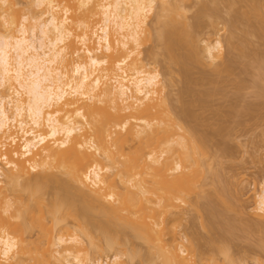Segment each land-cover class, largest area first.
<instances>
[{"label":"bare ground","instance_id":"bare-ground-1","mask_svg":"<svg viewBox=\"0 0 264 264\" xmlns=\"http://www.w3.org/2000/svg\"><path fill=\"white\" fill-rule=\"evenodd\" d=\"M16 1L0 0V264H235L225 233L211 230L212 210L239 206L209 172L204 135L141 58L151 38L153 60L202 62L184 0H30L25 13ZM209 1L234 13L230 29L264 36V0ZM230 33L241 54L247 41ZM222 41L204 47L207 60L221 57ZM220 63L216 74L233 71ZM260 186L251 211L264 221ZM187 205L204 207L213 253L192 232L177 236Z\"/></svg>","mask_w":264,"mask_h":264},{"label":"rangeland","instance_id":"rangeland-1","mask_svg":"<svg viewBox=\"0 0 264 264\" xmlns=\"http://www.w3.org/2000/svg\"><path fill=\"white\" fill-rule=\"evenodd\" d=\"M28 1L30 0L16 1L17 4L19 3L16 7L17 10L21 9L20 13L28 12V7H30L29 4L27 5ZM203 5L215 9L217 13L209 19L205 17L202 19L203 17L198 16L200 13L198 10H201ZM182 6L187 20L196 22L197 24H194L200 26L196 36L198 51L203 56L202 62L193 63L186 60V63L184 61V64H188L186 67L189 69L187 70L184 64L182 67L179 64L170 66L163 54H159L153 60L148 56V51L154 46V41L151 38L146 39L145 34V38L142 35L146 42L144 41L141 47V58L143 57V62L148 63L147 69L154 67L159 70L161 83L167 84L163 91L167 93L170 104L177 110L183 108L190 114L184 123H190L196 131L204 135L208 151V157L206 156L205 160H207L209 170L211 169L208 171L218 173L215 181L225 188L228 187L229 190H227L230 192L228 196L232 197L235 204L239 206V210L238 207L236 210L235 208L232 210L224 208V210L215 206L212 210V223L215 224L211 229L212 232L225 233L229 239V250L231 248L229 252L233 255L235 264H264V250L259 244L260 237L264 234L262 232L264 221H259L252 215L253 205H255L254 196L259 191L260 185L264 184V106L262 105L264 92L261 93V90H264V36L260 35L261 32L258 34V31L254 35L247 34V27L244 28L242 24L234 30L227 27L226 23L235 18V15L229 9L227 10L228 7H225L223 2L213 4L209 0H184ZM240 19L243 18L239 17ZM230 31L234 34L232 42L237 44L242 39L247 41L244 43L247 47H243L241 54L229 47L231 44L228 43L229 38L227 37L231 35ZM215 39L223 40V52L221 57L210 62L205 58L204 47ZM223 60L226 62H221ZM228 60L233 71L229 70L228 73L224 70L221 75H218L221 71L220 66L216 67L220 69L216 74L215 65L221 62L224 66ZM184 73L187 74L184 75ZM187 75L189 77H183ZM188 78L193 79V82ZM259 101L261 106L258 104ZM207 177L199 178V182L201 179L205 181L203 187L205 190L212 188V179L210 176ZM197 200L201 206L206 202L203 197H198ZM201 206L197 209L194 206H185L173 222L174 230L177 236L183 238L184 241L192 235V232L195 237L199 238L198 244L201 248L205 249V252L209 250L208 252L213 253L214 251L210 249H213L210 241L215 235L214 233L211 235V230L203 226L206 213L204 207L202 209ZM253 224L256 226L258 224L259 228ZM29 234L27 232V235ZM24 235L27 236L26 233ZM30 235L26 238L34 239L35 237L32 236H36L32 233ZM186 251L185 249L183 256L187 254L188 251ZM211 253H205L206 257ZM216 254L215 257L222 260V255ZM108 257L110 256H107V260ZM135 261L138 262L135 259L129 264H138Z\"/></svg>","mask_w":264,"mask_h":264}]
</instances>
